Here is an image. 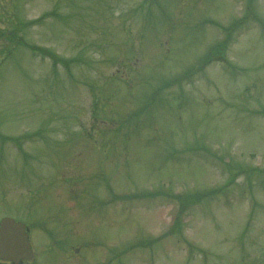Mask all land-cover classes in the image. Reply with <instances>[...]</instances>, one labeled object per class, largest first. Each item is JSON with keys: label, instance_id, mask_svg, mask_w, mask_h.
I'll list each match as a JSON object with an SVG mask.
<instances>
[{"label": "rangeland", "instance_id": "374dc122", "mask_svg": "<svg viewBox=\"0 0 264 264\" xmlns=\"http://www.w3.org/2000/svg\"><path fill=\"white\" fill-rule=\"evenodd\" d=\"M248 5L0 0V220L29 226L34 264H264V0ZM212 189L163 236L167 193Z\"/></svg>", "mask_w": 264, "mask_h": 264}, {"label": "trees", "instance_id": "16d2710c", "mask_svg": "<svg viewBox=\"0 0 264 264\" xmlns=\"http://www.w3.org/2000/svg\"><path fill=\"white\" fill-rule=\"evenodd\" d=\"M253 8H254V0H249V5H248L249 14L253 13ZM245 19H246V17L242 18L240 20H237L235 22L236 24L234 23V26H232L228 29L229 33L227 34V38L224 39L223 41H221L220 43L216 44L212 48L210 54H208V56H207L208 60H210L212 58V56H214L213 58H218V57H221V55H224V53L227 50L228 43L230 42L231 33L234 31L236 26H240L241 24L243 25L244 24L243 22ZM41 20H42V18H41ZM35 22H38V20ZM214 24H216V23H214ZM223 28L226 30V27H223ZM10 35L13 36V38H9V39L11 40V43H13L15 45V47L22 45V46H25L29 49H32L34 52H36L35 50H42L43 52H46V53H48L50 51V50L48 51L46 49H38L36 46H30V45L26 44L25 41L22 40V38H20V37L18 40V36H17L18 34L15 35L14 33H10ZM10 45L6 46V49L4 50L3 54L7 53V47ZM54 57H55V64L58 61H61L62 64L64 63V65H66L68 67L69 61H66L62 58H59V57H57V55H55ZM212 60H214V59H212ZM210 62H208V63H210ZM198 150H200V148ZM204 150L206 151V149H204ZM217 192H218V189L212 190L209 194L210 196H207V195H205V193H202V192H190L187 194H181V195H177L174 197L172 196L173 199L179 204V208H178L177 214L174 218L173 224L171 225L170 229L163 236H172V235L176 236V235L182 234L183 221H184V216H185L186 212L189 209H191L193 206H195L196 204H199L200 202H202L203 200H205L209 197H216V198L219 197V195H216ZM167 194L171 196V194H169V193H167ZM139 195L143 196L144 198H149V197H153L154 195H156V193L143 191V193H140ZM191 246H192V248L189 249L191 257L196 255V253L201 252V251H198L199 248L195 249V247H193L192 244H191Z\"/></svg>", "mask_w": 264, "mask_h": 264}, {"label": "water", "instance_id": "95a60500", "mask_svg": "<svg viewBox=\"0 0 264 264\" xmlns=\"http://www.w3.org/2000/svg\"><path fill=\"white\" fill-rule=\"evenodd\" d=\"M33 256L26 226L4 218L0 223V259L22 264L23 260H31Z\"/></svg>", "mask_w": 264, "mask_h": 264}]
</instances>
